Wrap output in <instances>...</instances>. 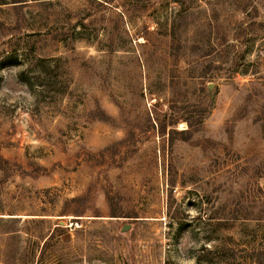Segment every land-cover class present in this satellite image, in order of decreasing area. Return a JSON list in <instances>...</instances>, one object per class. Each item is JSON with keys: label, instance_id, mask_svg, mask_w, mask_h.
I'll return each instance as SVG.
<instances>
[{"label": "rangeland", "instance_id": "1", "mask_svg": "<svg viewBox=\"0 0 264 264\" xmlns=\"http://www.w3.org/2000/svg\"><path fill=\"white\" fill-rule=\"evenodd\" d=\"M0 264H264V0H0Z\"/></svg>", "mask_w": 264, "mask_h": 264}, {"label": "water", "instance_id": "2", "mask_svg": "<svg viewBox=\"0 0 264 264\" xmlns=\"http://www.w3.org/2000/svg\"><path fill=\"white\" fill-rule=\"evenodd\" d=\"M58 224H59V225H63V224H64V221H59ZM128 228H129V225L126 224V225L123 226L122 230L125 231V230H127Z\"/></svg>", "mask_w": 264, "mask_h": 264}]
</instances>
